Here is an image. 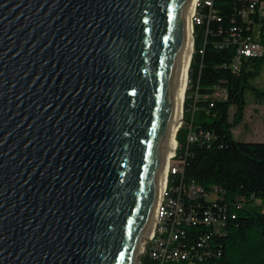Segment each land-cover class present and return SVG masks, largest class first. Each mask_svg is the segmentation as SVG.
Segmentation results:
<instances>
[{"label": "water", "instance_id": "1", "mask_svg": "<svg viewBox=\"0 0 264 264\" xmlns=\"http://www.w3.org/2000/svg\"><path fill=\"white\" fill-rule=\"evenodd\" d=\"M190 2L0 0V264L138 262Z\"/></svg>", "mask_w": 264, "mask_h": 264}, {"label": "trees", "instance_id": "2", "mask_svg": "<svg viewBox=\"0 0 264 264\" xmlns=\"http://www.w3.org/2000/svg\"><path fill=\"white\" fill-rule=\"evenodd\" d=\"M200 4L184 123L177 134L182 168L170 175L172 185L192 184L200 191L185 200L196 219L183 225L178 243L190 257L176 264H264V142L234 135L248 96L264 101V88L255 83L264 72V0ZM254 36L260 37L262 54L237 62ZM208 216L219 221V229L205 222ZM137 264L160 263L145 250Z\"/></svg>", "mask_w": 264, "mask_h": 264}, {"label": "built area", "instance_id": "3", "mask_svg": "<svg viewBox=\"0 0 264 264\" xmlns=\"http://www.w3.org/2000/svg\"><path fill=\"white\" fill-rule=\"evenodd\" d=\"M201 0H197L195 11L192 16L193 27L200 23L198 8ZM260 37H249L238 53L237 62L241 56H258L263 52ZM174 161L169 165L166 186L161 201L156 209V221L147 239L143 241L144 251L148 250L150 255L158 260L160 264H176L189 259L190 253L178 246L183 236L182 227L191 223L196 218L186 210V199H192L200 189L192 184L172 185L170 175L178 174L182 168V161L177 159V153L173 155ZM214 217L208 216L206 223H213L214 229H219L220 223ZM143 251V252H144Z\"/></svg>", "mask_w": 264, "mask_h": 264}, {"label": "bare ground", "instance_id": "4", "mask_svg": "<svg viewBox=\"0 0 264 264\" xmlns=\"http://www.w3.org/2000/svg\"><path fill=\"white\" fill-rule=\"evenodd\" d=\"M197 0H191L189 6V12L187 16V24L184 35V42L181 51V55L178 62L177 78L175 83V121L171 130V137L169 141V150L167 152L165 163L163 167V172L161 176L160 189L158 192L157 202L161 201L163 191L166 186V181L168 177V168L171 164V155L177 148V132L183 121V113L186 99V92L189 84V71L191 66L192 55L194 53V37H193V26H192V16L195 11ZM173 157V156H172ZM153 223L151 225L152 229L155 225L156 217L155 213L153 216ZM152 231V230H151Z\"/></svg>", "mask_w": 264, "mask_h": 264}, {"label": "rangeland", "instance_id": "5", "mask_svg": "<svg viewBox=\"0 0 264 264\" xmlns=\"http://www.w3.org/2000/svg\"><path fill=\"white\" fill-rule=\"evenodd\" d=\"M193 31H194V27H193ZM193 37H194V32H193ZM255 83L259 87L264 88V72L256 80ZM186 96H187V92H186ZM186 101L187 100L185 99V102ZM248 102L249 105L247 106L243 122L234 129L235 138L243 142H264V101H256L252 96H248ZM184 112H185V106H184ZM233 113H234V109L232 110V114ZM184 116L185 113H183L182 119H184ZM183 123H181L180 128L182 127ZM177 149H178V141H177V148L171 155L170 162L172 163L174 161V158L172 156L177 153Z\"/></svg>", "mask_w": 264, "mask_h": 264}]
</instances>
